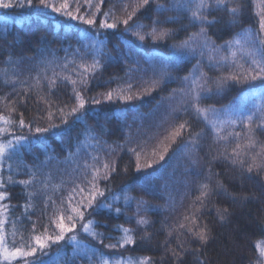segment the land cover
Masks as SVG:
<instances>
[{"label":"trees","instance_id":"obj_1","mask_svg":"<svg viewBox=\"0 0 264 264\" xmlns=\"http://www.w3.org/2000/svg\"><path fill=\"white\" fill-rule=\"evenodd\" d=\"M34 2L38 3V0ZM122 2L123 0H105L102 12L112 9L117 15H122ZM188 2L189 0H160L169 10L159 15V18L164 20L165 17H174L176 20L175 23L168 22L164 25L178 29L174 37L165 41H154L151 37H146L141 41L131 32H125L123 26L116 30L100 29L99 39L103 41V48L100 50H97L94 40L81 38L80 29L89 26L79 21L69 20L49 9L39 7L12 8L8 11L6 9V12L1 10L0 97L7 95L10 100L19 101L24 98L22 89L27 87L16 85L17 91L20 92L18 98L12 93V86L3 83L5 71L9 78L18 75L20 81L30 84L33 82L32 77L41 72L47 61L53 62L48 72L51 76L52 69L60 72L58 65L73 59L79 63L81 56L89 62L95 56L103 64V69L91 80L85 93L86 98L97 96L109 88L124 87L127 83L133 85L134 92L140 93L138 98L131 101H103L99 105H86L85 122H74L75 118L69 117L68 125L45 133L41 138L45 139L46 148L39 143H33L27 151L7 163L12 165V174L17 180L28 179V171L35 172L36 190L41 188L42 180L51 186L59 185L63 181L64 187H69L70 182L83 171V166L92 163L93 156L114 159L117 171L113 174L111 182L101 181V184H107L110 190L106 193L109 200L113 192L121 197L128 194L137 199L142 198L152 207L142 213L150 221L148 226L136 225L135 201L129 204H125L123 198L116 201L115 206L122 208L119 216L105 208L92 212V218L106 222V226L101 227L99 231L111 232L113 236L118 237L120 233L113 231L111 225L124 224L125 227L135 229V246H127L118 251L102 249L106 257L150 256L154 264H252L257 255L255 246L264 241V172L257 174L254 171L249 174L222 158L213 159L222 148L223 142L217 143L210 128L202 121L192 119L190 110H181L180 106L173 104L178 98L181 102L180 96L174 95L173 90L186 87L182 77L193 72L198 61L202 70L210 77L227 71L225 67H211L209 62L210 56L219 59L220 56L227 55L226 49L212 52L211 46L203 49L197 47L194 54H187L183 59L172 58L176 51L172 45L183 40L189 33L198 31V26L190 24V12L183 7ZM237 2L243 4V12L237 24H230L229 15L225 10L213 11L210 15V18H216L217 23L208 28V33L217 46L233 39L244 29L256 28V12L260 6H264V0ZM157 16L153 4L150 11L142 10L134 19L145 25L146 30H150L147 26L151 25ZM102 19L103 15L98 14L97 21ZM68 25L73 27L69 28ZM90 30L93 33L97 31ZM152 79H160L161 83L150 94H144L145 82ZM254 85L258 88L260 81L254 82ZM249 88L248 84H228L220 94H211L210 99L204 103L221 108L243 102L246 110L251 111L254 101L243 100L248 95ZM43 94L53 102V112L56 106L74 103L69 84L58 82L57 87L50 93L45 85ZM2 111L5 110L0 104V112ZM19 112L24 113L26 122L36 117L46 118L47 115L46 106L42 101L37 102L34 92L28 93L27 102L18 107L17 113ZM219 118L227 120L229 115L227 112H221ZM184 119L191 120L192 135L203 129L204 135L199 138L198 145L194 149L190 146L189 131L185 130L183 137L172 144L163 161L153 164L151 168L137 171L135 157L127 149L150 137L163 139L172 124ZM59 122V119H56V123ZM40 123L46 126V119ZM234 131L243 135L245 130L237 125ZM255 135L259 141L264 142V132L256 130ZM94 136L98 137L99 143L93 139ZM151 142L156 141L154 139ZM117 145L121 147L117 148ZM229 145L234 146L235 141L230 139ZM112 149L116 150L112 152ZM125 167L128 169L126 172ZM4 174H9L7 167ZM209 175L213 183L221 180L227 188V191L217 190L199 213L200 220L207 223L211 229V239L201 247L187 234L177 237L174 233L169 237L170 227L182 221L183 215L191 211L195 196L199 194L197 186ZM122 189L124 193L121 192ZM9 191L12 194L10 203L14 206L11 219L22 220L25 230H30L32 222H36L37 230L42 231L41 226L47 223L44 209L46 197L38 192L33 201L35 207L25 214L22 208L26 199L24 187L13 185L9 187ZM47 194L58 200L62 193H54L50 188ZM63 194L66 195V192ZM218 208L228 209L224 219L218 215ZM27 216L31 219L28 220ZM145 227L148 236H145ZM82 238L86 241L90 239L84 234ZM178 243H184L186 251L180 252ZM61 244L57 250L51 252V256L43 258L44 264H87V261H82L74 255L73 244ZM172 249L180 252V261L173 259Z\"/></svg>","mask_w":264,"mask_h":264},{"label":"snow or ice","instance_id":"obj_2","mask_svg":"<svg viewBox=\"0 0 264 264\" xmlns=\"http://www.w3.org/2000/svg\"><path fill=\"white\" fill-rule=\"evenodd\" d=\"M104 3L105 0H38V3H35L34 0H15V2L0 0V9L39 7L49 9L52 13L69 20L79 21L89 26V28L80 29L81 38L94 40L97 50L103 48V41L99 39L100 29L116 30L123 26L125 32H131L141 41L146 37H151L154 41H165L174 37L178 31V29L164 26L168 22L175 23L174 17H165L164 20L159 18V15L169 10L167 5L160 3V0H123L122 15H117L112 9L102 12ZM153 4H155L158 16L151 25L147 26V29L150 30H146V26L134 18L138 13H142V10L150 11ZM174 7L180 6L174 5ZM183 7L190 12V24L198 26V31L189 33L183 40L172 45L176 49L172 58L183 59L187 54H194L197 47L203 49L209 46H211L210 51L212 52H216L217 49H226L228 54L220 56L219 59L216 56L209 57L211 67H225L226 72L210 77L202 70L198 61L194 66V71L182 77V80L186 82V87L173 90V94H178L181 98L180 109L190 110L192 119L202 121L210 128L217 143L223 142L222 148L218 150L213 159L222 158L242 172L262 173L264 172V142L256 138L255 132L256 130L264 132V6H260L256 12V28L244 29L241 33H237L233 39L227 40L219 46L211 40L208 33V28L217 23L214 16L210 18L211 13L225 10L229 15L230 24H237L239 16L243 12V4L237 0H189L188 4ZM98 14L103 15V19L99 22L97 21ZM67 27L73 26L68 25ZM90 29H97V31L93 33ZM213 61L215 63H212ZM52 63V61H47L41 72L32 77L33 82L30 84L27 81H20L18 75L9 78L6 71L3 73L4 85H11L12 93L18 98L20 92L17 91L16 85L22 84L27 87L22 89L24 98L19 101L17 99L10 100L7 95L0 97V104L5 110L0 112V264H44L41 257L45 254V250L53 244L65 241L66 238L73 243L74 253L82 261H87V264H154L150 256L133 258L116 255L115 257H106L102 251V249L118 251L127 246H135L137 239L135 229L125 227L124 224L111 225L113 231L120 233L118 237L113 236L111 232L99 231L101 227L106 226V222L92 218V212L96 209L105 208L114 211L119 216L122 213V208L115 206L116 201L121 198L125 204L135 201L136 225L148 226L150 224L149 219L142 213H146L152 206L142 198L137 199L128 194L121 197L114 192L111 193V200L106 196L110 190L107 184L102 185L101 181L111 182L113 174L117 171L114 159H101L99 156H93L92 163H86L83 166V171L79 172L77 178L73 179L67 188L64 187L63 181L59 185L51 186L42 180L40 181L41 188L34 190L37 176L35 172L28 171L27 166L28 179L17 180L12 174V165L7 161L19 157L33 143H39L46 148L45 139H41L43 134L60 129L62 125H68L69 117H74V122H85L86 105H99L103 101H131L140 95L133 91L131 83H127L124 87L109 88L105 92L98 93L97 96L86 98L85 93L91 80L103 69L100 59L94 56L89 62L81 56L79 63L75 59L66 61L62 65H58L61 69L60 72L52 69L51 76H49V66ZM256 81H260L258 88L254 85ZM58 82L71 85V98L74 103L56 106V110L53 112L51 110L53 102L43 93L45 85L50 93L57 87ZM160 83V79L146 81L143 93L150 94ZM228 84L250 85L248 95L243 100L254 101L253 110H246L243 102L232 103L221 108H217L214 104L204 103L205 100L210 99L211 94H220ZM30 92L36 93L37 102L42 101L46 106V118L36 117L26 122L24 113H17L18 107L27 102ZM221 112H227L229 118L221 120L219 118ZM14 114L16 115L14 116ZM45 119L46 126H42L40 121ZM56 119H59L60 122L56 123ZM237 125L245 130L243 135L234 131ZM191 128V120L184 119L172 124L166 130L163 139L150 137L142 143H137L135 147H129L127 151L135 157L136 170L151 168L153 164L163 161L172 144L176 143L178 138L183 137L185 130L189 131V143L194 149L199 143V138L204 135V131L201 129L192 135ZM25 129L30 134L34 132L39 135H26L24 134ZM102 132L103 128H101ZM93 139L99 143L98 137L94 136ZM154 139L156 142L152 143L151 141ZM230 139L235 141V145L232 147L229 145ZM119 147L121 146L117 145V148ZM5 167L9 170L7 176L4 174ZM127 170L125 167L124 171ZM209 173H211V169H209ZM216 175L218 176L219 173ZM13 185H22L25 189L26 199L22 205L25 214L35 207L33 201L38 192L46 197L44 209L47 223L41 226L42 231L37 230L36 222H32L30 230H25L22 220L11 219V211L14 206L10 203L12 194L9 187ZM50 188L54 193H62L58 200L47 194ZM197 190L199 194L195 196L191 211L183 215L182 221H178L176 225L170 227L168 236L172 237L174 233L177 237L187 234L193 242L203 247L211 239V229L207 223L200 220V210L206 206L217 190L227 191V188L221 180H216L213 183L211 175H209L205 181L198 184ZM64 192L66 195L63 194ZM121 192L124 193V190L122 189ZM217 212L220 218L224 219L228 209L218 208ZM26 218L31 219L30 216ZM18 225L20 226L18 227ZM8 226L11 227L10 233ZM81 234L90 239L87 241L79 239ZM145 236H148L146 227ZM255 247L257 255L252 264H264V241ZM177 248L180 249V252L186 251L184 243H178ZM180 252L175 249L171 250L174 260H181Z\"/></svg>","mask_w":264,"mask_h":264},{"label":"rangeland","instance_id":"obj_3","mask_svg":"<svg viewBox=\"0 0 264 264\" xmlns=\"http://www.w3.org/2000/svg\"><path fill=\"white\" fill-rule=\"evenodd\" d=\"M1 10H4V11H5L6 9H0V11H1ZM8 10H11V9H7V11H8ZM5 12H6V11H5ZM173 104H174V106H176V107H177V105L180 106V105H179V104H180V99L178 98L177 102H174ZM170 108H171V105H170ZM24 134H26V135H33V136H35V135H39V134H35L34 132L30 134V133H28L27 130L24 131ZM43 137H44V134H43V136H42L41 138H43ZM8 231H9V233H10V232H11V228H10V229L8 228ZM49 231H51V229H49ZM78 238H79V239H82V240L84 239V238H82V234H81ZM61 243H62V244H65V245H71V244H73L72 242L68 241L67 238H66L65 241H62V242H60L59 244H53L50 248L46 249V250H45V254H44L41 258L43 259V258H45V257H47V256H51V255H52L51 252H53L54 250H57L58 247H59V245H60ZM62 244H61V245H62ZM74 255H76V254H74Z\"/></svg>","mask_w":264,"mask_h":264}]
</instances>
